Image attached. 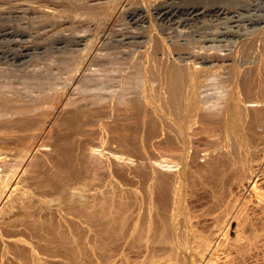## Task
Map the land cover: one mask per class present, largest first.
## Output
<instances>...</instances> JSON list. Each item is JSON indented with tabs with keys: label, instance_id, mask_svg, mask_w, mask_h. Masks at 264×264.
I'll return each instance as SVG.
<instances>
[{
	"label": "rangeland",
	"instance_id": "374dc122",
	"mask_svg": "<svg viewBox=\"0 0 264 264\" xmlns=\"http://www.w3.org/2000/svg\"><path fill=\"white\" fill-rule=\"evenodd\" d=\"M2 1L3 0H0V8L2 7L3 9L5 4H11L9 7L6 6L5 9H12L16 7L14 4L18 5L20 2L19 0H11V2L8 3V0H6V3L4 0V5H2ZM48 1L33 0L31 2L33 8L31 7V11L29 10V12L21 14L23 17H14V15L11 17L7 14H3L2 16V14H0V24L2 23L0 27L4 26V23L7 22L5 26L9 27L8 25L11 23L10 26L12 28H9L13 29L15 33L16 31L19 32V30H22V28L24 31L27 29V32H29V35L25 36V38L18 35H16V37L11 36V38H0V45L6 44L3 46L1 45L0 48L6 51V48H8L5 55H2L4 59L0 56V66L3 64L2 67H0V72H3V74H0V82L3 81L0 83V190L3 186H6V189H8L7 191H3L4 193L0 191V264H264V177L262 176L264 175V30L260 32L258 31L260 29L257 30L255 27L257 32H254L255 29L250 28L249 32H252L249 34L250 37H248V39L253 38V40L246 39L247 43L243 46L240 44L241 42L236 40L235 42L238 43L236 47L237 43L233 45L231 42H234V39L230 38L228 41L231 44L228 42V45L222 43L223 46L219 44L220 46L216 45L215 48L213 46L204 47L202 44L205 45L206 43L200 41V36L205 33V31H213V29L220 28L221 25L224 24V20L216 21L214 18H209L207 20L210 22L204 25L203 23H198L199 21L184 19V16L180 22L182 26L179 23H173L175 25L170 23L169 25L167 20H163L159 17V14H156L154 7H149L147 10L153 12L148 14L143 21L136 22V17L134 16L138 17L139 15L138 13L136 14L137 9L134 7L139 5V0H126L125 2H128L127 5L123 1H118L120 3L119 5L118 2H111L112 6L108 3L110 7H107L106 2L98 5L90 3L89 0H60L58 2L59 4L50 0ZM261 1L263 3H261ZM86 2H88L89 5ZM236 2L244 7L248 6L251 2L258 3L257 5L260 6L261 4L264 5L263 0H259V2L256 0H236ZM55 4L57 5L54 6ZM113 4L118 6L113 8ZM128 4L133 6L129 7ZM101 7L104 8L103 16L102 11H99L100 13L97 12ZM109 8L112 9L110 10L111 14L110 12H108L109 14L107 13ZM263 8L264 6L258 7V9L264 13ZM48 10L49 12H47ZM93 10H96L95 13ZM31 12H34V14ZM78 12L83 14L81 15ZM105 12L108 14V17L104 14ZM149 12L147 11V13ZM76 13L79 16H85H83V18L80 17L79 21H77L79 17ZM97 13H99L97 16L101 14L102 18L99 19L100 16L97 17ZM123 13L125 14L124 18ZM92 15L96 16L97 22H93L94 20L96 21V18ZM104 15L107 18L104 17ZM109 15L112 17L110 18ZM86 16L90 19L88 18L87 20ZM116 16L119 20L114 21ZM103 17L106 18L107 21L104 22L103 20L105 19ZM150 17L154 18H151V20ZM74 19H76L75 23L73 21ZM91 19L93 21H91ZM122 19H124V21H122ZM101 20L104 23H102ZM147 20L149 21L147 22ZM207 20L205 21L207 22ZM14 21L17 27L20 26L18 27L19 29L15 28L16 26H12L14 25L12 24ZM26 21L27 23L24 24ZM48 21L52 22L49 23ZM56 21L61 24H58ZM150 21L152 27L154 26V28L160 29V31L158 30L159 32L153 29L157 31L158 34L160 33V36L153 30L154 33L150 30L152 28L150 26L151 24H149ZM152 21L155 22L156 26ZM17 22L21 24L19 23L20 25H18ZM91 22L94 25H92ZM119 22H122V24L125 23L126 26H119L120 24H117ZM215 22L218 23L215 24ZM69 23L72 25H69ZM78 23H80L79 26ZM158 23L161 24L158 26ZM40 24L43 25L41 26ZM46 24H48V26ZM50 24L53 27H51ZM87 24H89V26ZM188 24L190 25L188 26ZM192 24L194 27H192ZM84 25L88 26V29L91 27L90 33ZM99 25L103 26L99 27ZM165 25L169 26L167 27ZM210 25H213L214 28ZM217 25L219 26L217 27ZM80 26L82 29H78L77 31L75 28H80ZM183 26H185L186 29ZM133 27L135 28L133 29ZM161 27H163V30ZM189 27H192L191 29L194 31L192 32ZM95 28L101 30H98L96 33ZM111 28L113 31L115 30L113 33ZM177 28L181 29L178 31ZM182 28L184 30H182ZM50 29L54 32H59L56 33L57 35L55 34L56 38L54 32L52 30L50 31ZM83 29L86 31L84 34L82 33ZM46 30L47 32H45ZM148 30L153 34V37L150 36L152 42L149 38L147 40L145 36V38L142 37L140 40L129 38L124 39L125 42L123 41L122 37L124 33L128 31L129 32L125 34V36L135 35L134 33H142V35L143 33L149 34ZM168 30H171L170 32L172 33H167L169 32ZM37 31H39V34ZM76 31L78 34L82 33L81 40L83 41H80L79 37H81V35L79 34L78 36ZM121 31L122 34L120 33ZM180 31L182 32V36L188 39L183 45H179L183 38ZM163 32H166L168 35L166 36V33L164 34ZM176 32L177 34L179 32V34L177 35ZM64 33L70 34L74 42H72L71 38H69L70 36L67 34L64 38L60 36ZM109 33H111V35ZM183 33L186 36H184ZM30 34L32 36H30ZM104 35L109 38L103 37ZM74 36H76V38ZM170 36L173 38H170ZM192 36H198L200 40L198 37L193 38ZM14 37L15 39H19V43L28 42L29 39H31L30 41L32 42L29 41V43L34 47H31V50H28L27 54L33 56L26 55L28 56L26 57L27 59L25 58L27 62L25 59L18 60L13 57L12 53H15L13 50H17L16 52H18L19 49V46L16 44L15 47V44L11 41ZM87 37H89V40ZM91 37L95 38V40L93 41L92 38L90 41ZM153 38H156V40ZM164 38L166 39L163 40ZM102 39H105L106 42L105 40V43L102 42ZM195 39H197V41ZM67 40H69V42L66 43H72L70 46L65 44ZM108 40L109 42H107ZM51 41L54 42L51 44ZM86 42H89L87 43L88 45L92 42L90 45L92 54L88 51L90 46L87 47L85 44ZM160 42H164V44L168 43L162 46L163 44ZM251 42H253V44ZM76 43L77 45H75ZM54 44L57 45L58 48L56 46L55 49ZM147 44H152V49L148 47L149 45ZM247 44L248 49L245 48ZM249 44L252 48L249 47ZM40 45H42L43 48ZM97 45H99V50L97 49L98 47H96ZM169 45L171 49H169ZM181 46H185V48L183 47V49ZM189 46H194L190 47L191 49L189 48V50L194 51L198 56L202 55V53L206 56L211 55V53H215V55L221 54L225 57L227 55H229L227 57L232 56L235 59L234 62L236 61L234 63L237 69L236 72L241 75L234 73L235 68L232 67L234 64L227 67H225V65L223 67L221 64L215 65L216 67L208 66L210 69L206 67L207 69L201 72L204 79L200 77V74L197 75V77L199 76L198 79L200 78L203 80V82L202 80H198V83L202 82L199 86L197 85L199 88H196V92L200 94L199 96L197 93V96H199L197 98L198 100L196 99L194 102L188 103L186 105L187 108L184 109L182 104L180 111L177 112L174 104L166 98L163 99L159 92L166 88L164 85L168 82V73L167 71L165 72V70L171 67V62L174 63L172 60L174 54L171 51L174 49V51H181V49L185 50L186 47ZM197 46H200V48ZM229 46L231 49L228 48ZM254 46L256 49H254ZM120 47L121 49L125 48L122 49L123 52H120ZM163 47H165L164 52L166 54L162 52L164 50ZM208 47H211V49L209 50ZM81 48H83L82 50L84 51H80ZM105 48H110L109 50L107 49L109 54L106 52ZM148 48L151 51H148ZM193 48H195L196 51ZM219 48H221V50H219ZM233 48L237 50H233ZM115 49L120 52V54L117 52V56L115 55L116 52H113L116 51ZM136 49L141 57L135 53L136 51L134 52ZM204 49L207 51H204ZM95 50H98L97 54ZM102 50L105 54L102 53ZM153 50H155L154 52L156 54H154ZM186 50H188V48ZM247 52L249 53L247 54ZM99 53L102 54L101 56L103 59L98 56ZM76 54L78 56H75ZM106 54L114 61L116 57H118V59L114 62L110 58L111 61H108L109 58L104 56ZM129 54L134 55L129 56ZM146 54L148 55L146 56ZM168 54H170L171 57L168 56ZM80 55H83L84 57H82L86 60L83 61L84 59H82V57L80 58ZM91 55H93V57L95 56V59L92 58ZM142 55H144L145 58ZM213 55L214 54H212V56ZM85 56L88 57L85 58ZM62 57H64V59ZM70 57L73 59L75 58L74 62ZM120 57L121 59H119ZM129 57L133 58L130 59ZM146 57L149 58L150 61ZM155 57L158 58L156 59ZM161 57L167 59L163 60ZM76 58L78 60L80 58L81 62L80 60L79 62L83 64H80V68ZM104 58L109 63L105 62ZM138 58L140 61L137 60ZM140 58L146 60L144 61ZM97 59L98 61H96ZM45 60L46 62H44ZM76 60L77 62H75ZM157 60L159 61L158 64L154 65V62L156 63ZM189 60L191 61L190 64H192L193 60ZM21 61H24V65L28 63L25 65L28 67V71L25 66H22L23 64ZM88 61L89 64L92 63L90 66ZM99 61L103 62L101 63ZM117 61L121 62L118 63ZM138 61L139 63L144 61V64H141V67L144 66L143 68L140 67ZM162 61H165V63ZM12 62L13 64H11ZM8 63L10 64L8 65ZM47 63L49 65V70L47 69ZM163 63L167 66H164ZM177 63L178 62H176V64ZM65 64H68L69 67L75 66L73 69L74 73L71 70L72 68L68 69V65L66 66ZM76 64H78V67ZM121 64L122 66H120ZM148 64L152 65L148 66ZM86 65H88L87 68L85 67ZM159 65L160 68H158ZM244 65L247 67L246 69ZM5 66L8 68L2 69ZM38 66L40 70L36 68ZM53 66L55 68L57 67V70ZM145 66L147 68L149 67V70L146 69ZM153 66L157 68L155 69ZM230 66L233 69H231ZM237 66H241L240 69ZM152 67L155 69L154 71L151 70ZM161 67H163L162 70ZM24 68L25 70H22ZM32 68H34V71L37 69V71H32ZM144 68L145 70L141 71V69ZM248 68L250 70H248ZM211 69L215 71V73H212ZM217 69L220 75H217L219 74ZM226 69L228 71H233L228 72ZM223 70L224 72H222ZM10 71L11 76L8 74ZM51 71H53V73ZM69 71H71V73ZM82 71L85 73L78 76L80 72L83 73ZM155 71L160 75L156 74ZM162 71L165 73L164 75ZM151 72L153 75L149 77ZM14 73H16L15 75L18 77L21 75V78L17 76L14 77ZM76 73L77 75H72ZM248 73H250L249 76ZM205 75L212 76L206 77ZM213 75H215V77ZM3 76L5 78L8 77L5 80ZM84 76L86 77L84 78ZM89 76L94 78V81ZM222 76H229L228 79L231 77V80H228L226 77V79H222ZM234 76L236 78L238 77L237 80ZM79 77L82 78L83 81ZM88 77L89 82L88 79L86 81ZM153 78H155V82ZM215 78L217 79L215 80ZM242 78L246 81H243ZM7 79L8 85L7 82H5ZM97 79H99V81ZM108 79L110 80L107 81ZM159 79H161V81ZM205 79L207 84L211 86L207 87L208 85ZM212 79H214V81H212ZM138 80H140L141 86L145 83V88L144 86H139L140 83ZM149 80L153 81L149 83ZM217 80L220 81L217 82ZM227 81L229 82L227 83ZM232 81L235 82L237 86H241L237 88V90L240 91V94L243 93L240 99L242 104L239 103L242 111L241 116L239 115L240 120H236L235 123L233 122L234 124H232V120L228 118L230 117L229 110L232 109L233 105H231V102L229 103V96L226 95L227 93L229 95L232 91ZM133 82L134 84H132ZM213 82L214 84L217 83L215 85L220 88L214 86ZM20 83L23 84L21 85ZM162 83H164V85H162ZM25 85H28V89H26L27 87ZM47 86L50 87L48 88ZM161 86L164 89H160ZM226 86H228V89H226ZM39 87L41 90H39ZM129 87L133 88L131 92L130 89H128ZM134 87L136 88L135 91ZM147 87L150 88L148 89ZM157 87H159L160 90ZM212 87L218 91L213 90ZM140 88H143L144 91H141ZM207 88L211 90L208 91L206 90ZM243 88H248L250 91L247 89L248 93H246V89ZM201 89L202 91H200ZM145 90L148 93H146ZM203 90L207 93L203 92ZM221 90L225 92L227 90L230 91H227L226 94L224 91L223 93L221 92L223 95L225 94L229 100L226 98L225 101V95L223 96L219 92ZM123 91L124 94L122 93ZM151 91L153 92L152 94H150ZM155 91L156 93L158 92L157 95ZM134 92H140L141 95L138 96V94H136L137 96H135ZM144 93H146V95ZM34 94L38 98L35 97ZM41 94L43 95L41 96ZM128 94L130 96H128ZM210 94L213 95L212 97L214 99ZM142 95L145 99H143L144 97ZM150 95L153 97L150 98ZM205 95H208V98ZM216 95L219 98H217ZM219 95H221V97L223 96V98ZM247 95L250 99L246 97ZM147 96L148 99L146 98ZM201 96L203 97L201 98ZM244 97H246L248 101L245 100ZM257 100H259V103ZM50 107L54 108L55 111ZM250 108H253V110ZM46 111H50L51 114ZM37 118L38 120L40 119L39 122ZM37 122H42V126ZM37 125L38 128H33V126ZM246 159L249 160V162ZM257 160L262 162L260 169H263L260 175L263 180L260 178V175L258 176L259 178H257L263 182H259L258 180L259 192L255 195L249 193V191L246 192L238 184L240 178L243 176V165L249 166L252 163L255 164L258 162ZM218 232H220V234ZM216 234L219 237H215Z\"/></svg>",
	"mask_w": 264,
	"mask_h": 264
},
{
	"label": "bare ground",
	"instance_id": "6f19581e",
	"mask_svg": "<svg viewBox=\"0 0 264 264\" xmlns=\"http://www.w3.org/2000/svg\"><path fill=\"white\" fill-rule=\"evenodd\" d=\"M6 1V0H5ZM20 1V2H19ZM19 1H17V2H19L18 3V5L17 4H14V6H16V7H14V8H12V9H5L6 8V6H10L11 4L9 3V2H11V0L9 1L8 0V3H9V5L8 4H3V2H4V0L1 2L2 3V5H4L3 7H4V9L1 7L0 8V14H2V16H3V14H7L8 16H11L12 17V15H14V17L15 16H22L21 14H25V12H29V10L31 11V5H32V1L33 0H19ZM40 1V0H39ZM48 1V0H47ZM50 1H52V2H54V3H57V4H59L58 2L60 1V0H50ZM63 1V0H62ZM78 1H81V0H78ZM84 1V0H83ZM87 1V0H86ZM90 1V3H92V4H100V3H107V7H110V6H112V3L111 2H118V1H120V2H125L126 0H89ZM132 1H134V0H132ZM136 1V0H135ZM241 1V0H240ZM251 1V0H250ZM256 1H258L259 2V0H256ZM264 1V0H263ZM16 2V1H15ZM31 4H30V3ZM36 2V1H35ZM45 2V1H44ZM65 2V1H64ZM67 2V1H66ZM69 2V1H68ZM131 2V1H130ZM243 2V1H242ZM247 2V1H246ZM254 2V1H253ZM6 3H7V1H6ZM48 3H49V1H48ZM51 3V2H50ZM53 3V4H54ZM74 3V2H73ZM83 3V2H82ZM81 3V4H82ZM86 3H88V2H86ZM85 3V4H86ZM108 3H110L111 5L109 6L108 5ZM128 3V2H127ZM127 3L125 2V4L127 5ZM132 3V2H131ZM249 3V2H248ZM252 3V2H251ZM249 3V5L248 6H241V5H239V3H237L236 2V0H139V5H137L136 7H134V8H136L137 9V12H136V14L138 13V17L137 16H134V17H136L135 19H136V22L138 21V22H140V21H143L144 19H145V17L148 15V14H150V13H152L151 12V10H150V12H149V10H147L149 7H154V9H155V11H156V14H159V17L160 18H162L163 20H167V22L169 23V25H170V23H179L180 24V22H181V19H182V17H184L185 16V18L184 19H187V20H193V21H199L198 23H203L204 25L206 24L207 25V23H209L208 22V20L207 19H209V18H214V19H216V21H218V20H220V21H222V20H224V24L223 25H221V27L220 28H217V29H213V31H205V33H203L202 35L201 34H198V35H201L200 37H201V40H200V37H198V36H196V37H198V39L200 40V41H202L203 43H206L205 45L204 44H202L204 47L205 46H213L214 48H215V46L216 45H219V44H224V45H228V39H230V38H232V39H234L233 41L234 42H231L233 45H235L237 42H235L236 40L238 41V42H241L240 44L243 46V45H246V43H247V40L246 39H248V37H250L249 36V34L252 32H249V30H250V28L252 29V28H254L255 29V27L257 28V30L258 29H260V30H258V31H262L263 32V30H264V13L263 12H261V10H259L258 9V7L260 8L261 6H264L263 4H261V3H263L262 1H261V6L260 5H257L258 3ZM35 4H37V3H35ZM52 4V5H53ZM57 4H55L54 6H56ZM67 4V3H66ZM80 4V3H79ZM78 4V5H79ZM117 4V3H116ZM120 3L118 2V5H119ZM133 4V3H132ZM135 4V3H134ZM138 4V3H137ZM38 5V4H37ZM46 5V4H45ZM88 5H89V3H88ZM118 5H114L113 4V8H115V7H117ZM129 5V4H128ZM1 6V5H0ZM39 6V5H38ZM105 6H106V4H105ZM133 6V5H132ZM132 6H130L129 5V7H132ZM73 7V6H72ZM95 7H96V5H95ZM94 7V8H95ZM125 7V6H124ZM123 7V8H124ZM33 8V7H32ZM35 8V7H34ZM50 8V7H49ZM93 8V9H94ZM98 8V7H97ZM106 8V7H105ZM121 8V7H120ZM120 8H119V10H120ZM36 9V8H35ZM77 9V8H76ZM82 9V8H81ZM84 9V8H83ZM91 9V8H90ZM96 9V8H95ZM102 9V10H101ZM101 9L99 8V10H97V12H101L102 11V16H103V10H104V8H102L101 7ZM135 9V10H136ZM264 9V8H263ZM75 10V9H74ZM107 10V9H106ZM110 10H112L111 8H109V11H107V13L108 12H110V14H111V11ZM127 10H128V8H127ZM130 10V9H129ZM134 10V9H133ZM32 11H33V9H32ZM51 11V10H50ZM96 11V10H95ZM95 11L93 10V12L95 13ZM125 11V10H124ZM132 11V10H131ZM131 11H129V12H131ZM147 11L149 12V13H147ZM263 11V10H262ZM35 12H37V11H35ZM39 12V11H38ZM46 12V11H45ZM47 12H49V10L47 11ZM46 12V13H47ZM52 12V11H51ZM50 12V13H51ZM54 12V11H53ZM57 12V11H56ZM75 12V11H74ZM81 12V11H80ZM90 12H91V10H90ZM92 12V13H93ZM99 12V13H100ZM115 12V11H114ZM128 12V11H127ZM31 13H33L34 14V12H31ZM70 13V12H69ZM79 13V12H78ZM93 13V14H94ZM99 13H97L96 14V16L99 14ZM124 13H126V12H124ZM123 13V14H124ZM155 13V12H154ZM39 14H40V12H39ZM42 14V13H41ZM53 14V13H52ZM68 14V13H67ZM77 14V13H76ZM79 14H81V13H79ZM83 14V13H82ZM81 14V15H82ZM104 14H106V12L104 13ZM109 14V13H108ZM108 14H106V16L108 17ZM113 14V13H112ZM119 14H120V12H119ZM119 14H118V16H119ZM131 14V13H130ZM130 14H128V15H130ZM133 14H134V12H133ZM37 15V14H36ZM66 15V14H65ZM71 15H72V13H71ZM78 15V14H77ZM79 16L78 15V20L77 21H79V19H80V17L81 18H83V16H85V15H83V16ZM88 16H90L89 14H87ZM27 16H29V15H27ZM92 16H94V15H92ZM96 16H94L95 18H96ZM100 16V17H99ZM99 16H97V17H99V19L100 18H102L101 17V14L99 15ZM105 15H104V17H106ZM124 16H125V14L123 15V18H124ZM151 16H152V14H151ZM23 17V16H22ZM75 17V16H74ZM87 17V16H86ZM85 17V18H86ZM94 17H93V19H94ZM103 17V18H104ZM106 17V18H107ZM109 17H110V15H109ZM112 17V16H111ZM110 17V18H111ZM122 17V16H121ZM132 17V16H131ZM144 17V18H143ZM155 17H156V15H155ZM34 18H36V17H34ZM67 18V17H66ZM88 18L89 17H87V20H88ZM106 18H104L105 20H103L104 22L105 21H107L106 20ZM117 18V19H116ZM148 18V17H147ZM151 18H154V17H150V19ZM159 18V19H160ZM19 19V18H18ZM27 19V18H26ZM37 19V18H36ZM50 19H51V17H50ZM57 19V18H56ZM55 19V20H56ZM90 19V18H89ZM109 19V18H108ZM125 19H126V17H125ZM134 19V18H133ZM23 20V19H22ZM27 20H29V19H27ZM52 20H53V18H52ZM54 20V21H55ZM75 20L76 19H74L73 21H74V23H75ZM84 20V19H83ZM83 20H82V22H83ZM110 20V19H109ZM116 20H119V18L116 16L115 17V19H114V21H116ZM120 20H121V18H120ZM130 20V19H129ZM152 20V19H151ZM205 20H207V22L205 21ZM2 21V20H1ZM21 21V20H20ZM45 21V20H44ZM91 21H93L92 19H91ZM102 21V20H101ZM102 21V23H104ZM113 21V22H114ZM122 21H124V19H122ZM128 21V20H127ZM134 21V20H133ZM149 20H147V22H148ZM184 21V20H183ZM182 21V22H183ZM10 22V21H9ZM49 23L50 22H52V21H48ZM47 22V23H48ZM56 22H58V21H56ZM61 22V21H60ZM66 22V21H65ZM68 22V21H67ZM90 22V21H89ZM94 23L95 22H97V18H96V21L94 20L93 21ZM110 22V21H109ZM113 22H111V23H113ZM146 22V21H145ZM152 22H154V21H152ZM161 22V21H160ZM165 22V21H164ZM20 23V22H19ZM18 22H17V24L18 25H20ZM24 23V22H23ZM22 23V24H23ZM27 23V21L24 23V24H26ZM29 23V22H28ZM30 23H32V22H30ZM35 23V22H34ZM46 23V22H45ZM73 23V24H74ZM80 23H81V21H80ZM80 23H78V26H79V24ZM84 23H85V21H84ZM99 23H100V21H99ZM142 23V22H141ZM156 23H157V21H156ZM190 23V22H189ZM218 23V22H217ZM216 22H215V24H217ZM219 23H222V22H219ZM2 24V23H1ZM0 24V25H1ZM5 24L7 25V22L6 23H4V26H2V27H0V38H2V37H10L11 38V36H15L16 37V35H18V36H20V37H24L25 38V36H27V35H29V32H27L28 30L26 29V28H24V29H26V31H24L23 30V28H22V30H19V32H17L16 31V33L14 32V30L13 29H11L12 27L10 26V24L8 25L9 27H11V28H9V27H7V26H5ZM12 24H14V25H12V26H16V24H15V21L12 23ZM44 24V23H43ZM43 24H40L41 26L43 25ZM52 24V23H51ZM51 24H50V26H51ZM58 24H61V23H59L58 22ZM68 24V23H67ZM71 23H69V25H70ZM77 24V23H76ZM75 24V25H76ZM91 24H92V22H91ZM101 24V23H100ZM106 24V23H105ZM108 24V23H107ZM115 24H116V22H115ZM117 24H120L119 26H122V25H125V23L124 24H122V22L120 23H117ZM131 24H132V22H131ZM130 24V25H131ZM138 24V23H137ZM149 24H151L150 26L152 27V23H151V21L149 22ZM154 24H155V22H154ZM161 24V23H160ZM159 23H158V26L160 25ZM164 24V23H163ZM166 24V23H165ZM184 24V23H183ZM212 24V23H211ZM30 25H32V24H30ZM39 25V26H40ZM47 26H48V24H46ZM54 25H55V23H54ZM72 25V24H71ZM83 25V24H82ZM88 26H89V24H87ZM92 25H94V24H92ZM128 25V24H127ZM134 25V24H133ZM132 25V26H133ZM168 25V26H169ZM173 25H175V24H173ZM181 25V24H180ZM190 24H188V26H189ZM193 25V24H192ZM191 25V26H192ZM33 26V25H32ZM86 25H84V27H85ZM88 26H86V28L88 27ZM91 26V25H90ZM96 26V25H95ZM94 26V27H95ZM97 26H98V23H97ZM100 26H103V25H99V27ZM106 26V25H105ZM104 26V27H105ZM113 26H114V24H113ZM115 26H117V25H115ZM126 26V25H125ZM135 26V25H134ZM144 26H147V25H144ZM155 26H156V24H155ZM165 26H167V25H165ZM167 26V27H168ZM182 26V25H181ZM185 26H186V24H185ZM185 26H183V27H185ZM211 26V25H210ZM213 26V25H212ZM211 26V27H212ZM219 25H217V27H218ZM18 27H20V26H18ZM17 26L15 27V28H18ZM22 27V26H21ZM23 27H25V26H23ZM27 27H28V25H27ZM51 27H53V26H51ZM50 27V28H51ZM62 27V26H61ZM83 27V28H84ZM98 27V28H99ZM111 27H112V24H111ZM148 27V26H147ZM175 27V26H174ZM178 27V26H177ZM192 27H194V25L192 26ZM192 27H189L190 29L192 28ZM201 27V26H200ZM200 27H199V30H200ZM40 28V27H39ZM89 28V27H88ZM87 28V29H88ZM93 28V27H92ZM106 28V27H105ZM119 28V27H118ZM118 28H116V29H118ZM132 28V27H131ZM135 27H133V29H134ZM162 28V30H163V27H161ZM171 28V27H170ZM172 28H173V26H172ZM204 28V27H203ZM203 28H201V29H203ZM210 28V27H209ZM213 28H214V26H213ZM19 29V28H18ZM18 29H16V30H18ZM29 29V28H28ZM41 29H43V28H41ZM40 29V30H41ZM46 29V28H45ZM54 29V28H53ZM58 29V28H57ZM60 29V28H59ZM68 29V28H67ZM70 29V28H69ZM77 31H78V29H82L81 28V26H80V28H75ZM90 29H91V27H90ZM90 29H88L89 30V33L91 32V30ZM108 29H109V27H108ZM125 29V28H124ZM127 29H130V28H127ZM127 29H126V31H127ZM153 29H156L157 31L159 30L160 31V29H157V28H154V26L150 29L151 31L153 30ZM166 29V28H165ZM175 29V28H174ZM174 29H173V31H174ZM178 29V28H177ZM181 28H179L178 29V31L180 30ZM185 29H186V27H185ZM189 29V30H190ZM194 29V28H193ZM253 29V30H254ZM33 30V29H32ZM31 30V31H32ZM39 30V31H40ZM52 29H50V31H51ZM56 30V29H55ZM71 30V29H70ZM79 30V31H80ZM85 29H83V31H82V33L84 34V32L86 33V31H84ZM94 30V29H93ZM98 30H101V29H98ZM97 28H95V31H96V33H97ZM102 30H103V28H102ZM106 30V29H105ZM162 30H161V33H162ZM167 30V29H166ZM172 30V29H171ZM171 30H168L169 32H167V33H172V32H170ZM176 30V29H175ZM182 30H184L183 28H182ZM181 30V31H182ZM188 30V29H187ZM186 30V31H187ZM192 30V29H191ZM196 30V29H195ZM206 30V29H205ZM39 31H37V33L39 34ZM53 31V30H52ZM76 31V32H77ZM94 31V32H95ZM104 31V30H103ZM111 31H112V33L115 31H113L112 30V28H111ZM111 31H109V32H111ZM123 32H125L124 30H122ZM122 31L120 32L121 34H122ZM149 31V30H148ZM147 31V32H148ZM154 32H156V34H158L157 33V31H155V30H153ZM152 31V32H153ZM158 31V32H159ZM177 31V30H176ZM180 31V32H181ZM194 30H192V32H193ZM256 31V29L254 30V32ZM45 32H47V30L45 31ZM44 32V33H45ZM54 32V31H53ZM58 32V31H57ZM57 32H54V36H55V34L57 33ZM75 32V31H74ZM93 32V31H92ZM129 32V31H128ZM127 32V33H128ZM153 32V33H154ZM183 32V31H182ZM182 32L180 33L181 34V36H182ZM202 32V31H201ZM257 32V31H256ZM59 33V32H58ZM69 33V32H68ZM73 33V32H72ZM81 33V34H82ZM88 33V32H87ZM108 33V32H107ZM127 33H124V36L122 37L123 38V41H124V39H129V38H135V39H139L140 40V38H142V37H146L147 38V40H148V38L150 39L151 37H153L152 35V33H150V31H149V34H144L143 33V35H142V33L141 34H136V33H134L135 35H130V36H125V34H127ZM164 33V32H163ZM166 33V32H165ZM164 33V34H165ZM166 33V36L168 35ZM184 33H185V31H184ZM183 33V35L184 36H186L185 34ZM259 33V32H258ZM257 33V34H258ZM45 34H47V33H45ZM60 34H61V32H60ZM60 34H58V35H60ZM66 34L67 33H64L63 35H60L61 37L63 36V38L64 37H66ZM80 34V33H79ZM79 34H78V32H77V35L79 36ZM80 34V35H81ZM92 34V33H91ZM90 34V35H91ZM99 34V33H98ZM97 34V35H98ZM102 34V33H101ZM110 35H111V33H109ZM108 34V35H109ZM115 34H116V32H115ZM114 34V35H115ZM118 34V33H117ZM155 34V35H156ZM160 34V33H159ZM158 34V36H160ZM174 34H175V31H174ZM176 34H177V32H176ZM178 34H179V32H178ZM177 34V35H178ZM260 34V33H259ZM258 34V35H259ZM262 34V33H261ZM49 35H51V34H49ZM57 35V34H56ZM67 35H69L68 37L69 38H71V35L70 34H67ZM75 35V34H74ZM90 35H89V37H90ZM109 35V36H110ZM120 35V34H119ZM154 35V36H155ZM173 35V34H172ZM257 35V36H258ZM30 36H32L31 34H30ZM37 36V35H36ZM39 36V35H38ZM46 36V35H45ZM48 36V35H47ZM86 36H87V34H86ZM92 36V35H91ZM95 36V35H94ZM98 36H100V35H98ZM113 36V35H112ZM118 36V35H117ZM151 36V37H150ZM176 36V35H175ZM180 36V37H181ZM188 36V35H187ZM263 36H264V33H263ZM15 37L14 38H12V43H14L15 44V47H16V44L19 46V49H18V52H16L15 50H13V48H12V50L15 52V53H12L13 54V57H15L16 59H18V60H24L26 57H28V56H26V55H29V54H27L28 53V50H31L30 48L31 47H34V46H32L31 45V43H29V41L31 40V39H29V41L27 42H23V43H19V39H15ZM33 37H35V36H33ZM59 37V36H58ZM58 37H57V39H58ZM73 37V36H72ZM75 38H76V36H74ZM89 37H87V39L89 38ZM103 37H106V35H104ZM108 37V36H107ZM106 37V38H107ZM144 37V38H145ZM162 37V36H161ZM172 36H170V38H171ZM179 37V38H180ZM183 37V36H182ZM193 38H196V37H194V36H192ZM262 37V36H261ZM9 38V39H10ZM32 38V37H31ZM36 38V37H35ZM55 38H56V36H55ZM68 38V39H69ZM92 38L93 37H91L90 38V41L92 40ZM109 38V37H108ZM114 38V37H113ZM119 38V37H118ZM117 38V39H118ZM168 38V37H167ZM173 38V37H172ZM260 38V37H259ZM4 39V38H3ZM8 39V40H9ZM44 39V38H43ZM53 39V38H52ZM60 39H62V38H60ZM79 39H80V41H83V40H81L82 39V35H81V37H79ZM79 39H77V40H79ZM84 39V38H83ZM96 39H97V36H96ZM112 39V38H111ZM115 39V38H114ZM153 39H155L156 40V38H153ZM166 38H164L163 40H165ZM169 39V38H168ZM190 39V38H189ZM250 40H253V38L251 39V38H249ZM248 39V40H249ZM1 40V39H0ZM7 40V39H6ZM32 40H34V39H32ZM54 40V39H53ZM63 40V39H62ZM71 40H72V38H71ZM85 40V39H84ZM89 40V39H88ZM88 40H86V41H88ZM95 40V38H93V41ZM103 40V39H102ZM105 40V39H104ZM104 40L102 41V42H104ZM110 40V39H109ZM109 40L107 41V42H109ZM116 40V39H115ZM122 40V39H121ZM132 40V39H131ZM160 40V39H159ZM170 40V39H169ZM168 40V41H169ZM173 40V39H172ZM188 39L187 38H185V37H183L182 38V41H181V43L179 44V45H183V44H185L186 43V41H187ZM192 40H194V39H192ZM196 41H197V39H195ZM22 41H24V40H22ZM43 41V40H42ZM55 41H56V39H55ZM76 41V40H75ZM92 41V42H93ZM135 41V40H134ZM150 41H151V39H150ZM158 41V40H157ZM157 41H155V42H157ZM176 41V40H175ZM178 41V40H177ZM190 41H191V39H190ZM189 41V42H190ZM257 41V40H256ZM3 42V41H2ZM30 42H32V41H30ZM47 42V41H46ZM49 42V41H48ZM54 42V41H53ZM52 41H51V44L53 43ZM58 42V41H57ZM60 42V41H59ZM64 42V41H63ZM66 42H69V40H67V41H65V44H68V43H66ZM72 42H74L73 40H72ZM78 42V41H77ZM91 42V43H92ZM102 42H101V44H102ZM105 42H106V40H105ZM104 42V43H105ZM115 42V41H114ZM125 42V41H124ZM148 42V41H147ZM152 42V41H151ZM155 42H153V43H155ZM166 42V41H165ZM179 42V41H178ZM189 42H188V44H189ZM253 42H255V41H253ZM253 42H251L252 44H253ZM6 43H7V41H6ZM19 43V44H18ZM36 43V42H35ZM35 43H33V44H35ZM87 43H89V42H86L85 44L87 45V47L88 46H90L91 45V43L88 45ZM113 43V42H112ZM117 43V42H116ZM127 43V42H126ZM152 43V44H153ZM161 43V42H160ZM168 43V42H167ZM167 43H165V44H167ZM200 43V42H199ZM230 43V42H229ZM230 43V44H231ZM250 43V42H249ZM262 43V42H261ZM9 44V43H8ZM7 44V45H8ZM37 44H38V41H37ZM65 44H64V46H65ZM70 44H72V43H70ZM70 44H68L69 46H70ZM79 44H80V42H79ZM84 44V45H85ZM93 44H94V42H93ZM92 44V45H93ZM118 44V43H117ZM150 44V43H149ZM149 44H147V45H149ZM151 44V45H152ZM161 44H163L162 46H164L165 44H164V42L163 43H161ZM171 44V43H170ZM173 44H174V42H173ZM192 44V43H191ZM197 44V43H196ZM223 44H222V46H223ZM239 44V45H240ZM256 44H258V43H256ZM2 45V44H1ZM0 45V46H1ZM3 45H6V44H3ZM2 45V46H3ZM39 45V44H38ZM42 45L44 46V44L42 43ZM42 45H40V46H42ZM55 45V44H54ZM67 45V46H68ZM74 45V44H73ZM75 45H77V43L75 44ZM103 45V44H102ZM119 45V44H118ZM143 45V44H142ZM145 45V44H144ZM151 45H149L148 47H151ZM159 45V44H158ZM176 45H177V42H176ZM198 45V44H197ZM199 45H201V44H199ZM261 45V44H260ZM13 46V45H12ZM11 46V47H12ZM43 46H42V48H43ZM56 46L57 45H55V49H56ZM81 46L83 47V45L81 44ZM99 45H97L96 47H98ZM104 46V45H103ZM108 46V45H107ZM124 46V45H123ZM122 46V47H123ZM161 46V45H160ZM187 46V45H186ZM195 46V45H194ZM194 46H189V47H186V49L188 48V50H182L181 49V51H179V50H177V51H174L173 49V51H171L173 54H174V57H172V60L174 61V63L173 62H171L172 64H171V67H169V72H168V70H165V72L167 71V76H168V78H167V80H168V82H167V84L166 85H164V83H162V85H164V86H166V88L164 89V88H162V86L160 87V89L162 88V89H164V90H160L159 89V87H157L159 90H160V95L162 96V98L163 99H168V100H170L173 104H174V107H175V110L178 112V111H180V107H181V105L183 104V109L184 108H187V104L188 103H190V102H194L199 96H200V94L198 93V92H196V88H199V87H197V85L199 86V84H202V82H203V80L202 79H204V77L201 75L202 73L201 72H204V70L205 69H207L208 68V66L210 67V66H217L218 64H221V65H223V67H224V65H225V67H227V66H229V65H233L235 62H234V58L232 57V56H230V57H227V56H229V55H227L226 57L225 56H222L221 54H216L215 55V53H211V55H209V56H206V55H204L202 52V55H199L198 56V54H196L194 51H192V50H189V48L190 47H194ZM220 46V45H219ZM238 46V43L236 44V47ZM253 46V45H252ZM51 47V46H50ZM77 47V46H76ZM80 47V46H79ZM86 47V48H87ZM109 47V46H108ZM141 47V46H140ZM147 47V46H146ZM155 47V46H154ZM158 47V46H157ZM166 47V46H165ZM165 47H163V51L162 52H164L165 51ZM169 47H170V45H169ZM174 47H175V45H174ZM176 47H178V46H176ZM182 47V46H181ZM184 48H185V46H183ZM182 47V48H183ZM198 47V46H197ZM202 47V46H201ZM204 47H202V48H204ZM212 47V48H213ZM233 47V46H232ZM249 47L250 48H252L251 47V45L249 44ZM260 47V46H259ZM263 47V46H262ZM46 48V47H45ZM57 48H58V46H57ZM63 48V47H62ZM67 48V47H66ZM72 48V47H71ZM90 48H91V46L89 47V49H88V51H90L91 52V50H90ZM93 48V47H92ZM103 48V47H102ZM167 48H168V46H167ZM179 48V47H178ZM183 48V49H184ZM198 48H200V46L198 47ZM201 48V49H202ZM209 48V50L211 49V47H208ZM229 49H231L230 48V46L228 47ZM245 48H247L248 49V44H247V47H245ZM7 49V51H8V48H6ZM36 49H37V47H36ZM83 48H81V50L80 51H84L85 50V47H84V50H82ZM94 49V48H93ZM98 50H99V47L97 48ZM101 49V48H100ZM106 49V48H105ZM108 49V48H107ZM107 49H106V52L109 54V52L107 51ZM110 49V48H109ZM108 49V50H109ZM113 49H114V47H113ZM120 49H121V47H120ZM119 49V50H120ZM122 49H125V48H122ZM120 50V52L122 51L123 52V50ZM129 49V48H128ZM151 49H152V47H151ZM155 49H156V47H155ZM169 49H171V47L169 48ZM191 49V48H190ZM194 50H195V48H193ZM207 49V48H206ZM206 49H204V51L206 50ZM226 49V48H225ZM234 49H236V48H233V50ZM240 49V48H239ZM254 49H256L255 48V46H254ZM258 49V48H257ZM47 50H48V48H47ZM59 50H60V48H59ZM97 50V51H98ZM104 50V49H103ZM102 50V51H103ZM116 50V49H115ZM143 50V49H142ZM150 49L148 48V51H149ZM158 50V49H157ZM156 50V51H157ZM203 50V49H202ZM208 50V51H209ZM219 50H221V48H219ZM232 50V51H233ZM237 50V49H236ZM253 50V49H252ZM258 50H260V49H258ZM5 49H1L0 48V56H2V55H5V53L7 52ZM10 51V50H9ZM34 51H35V49H34ZM33 51V52H34ZM96 51V50H95ZM97 51H96V54H97ZM101 51V50H100ZM113 51V50H112ZM136 51V52H135ZM140 51H141V49H140ZM144 51H146V50H144ZM143 51V52H144ZM151 51V50H150ZM155 50H153V52H154ZM160 51H161V49H160ZM166 51H169V50H166ZM196 51V50H195ZM203 51V52H204ZM207 51V50H206ZM227 51V50H226ZM230 51V50H229ZM243 51V50H242ZM250 51V50H249ZM255 51V50H254ZM257 51V50H256ZM261 51V50H260ZM264 51V50H263ZM38 52V51H37ZM86 52H87V50H86ZM113 52H116V56H117V52L120 54V52L118 51V50H116V51H113ZM134 52L135 53H137V55H139L140 53H138L137 52V49L136 50H134ZM213 52V51H212ZM215 52H217V51H215ZM219 52V51H218ZM224 52V51H223ZM223 52H220V53H223ZM237 52V51H236ZM252 52V51H251ZM46 53V52H45ZM52 53H53V51H52ZM58 53V52H57ZM75 53V52H74ZM76 53H78V52H76ZM80 53V52H79ZM88 53V52H87ZM95 53V52H94ZM93 53V54H94ZM102 53H104V51L102 52ZM110 53H111V51H110ZM131 53V52H130ZM146 53V52H145ZM149 53V52H148ZM165 53V52H164ZM170 53V52H169ZM205 53V52H204ZM233 53V52H232ZM239 53V52H238ZM249 52H247V54H248ZM255 53V52H254ZM258 53V52H257ZM9 54V53H8ZM66 54V53H65ZM71 54V53H70ZM83 54H84V52H83ZM91 54H92V52H91ZM95 54V55H96ZM105 54V53H104ZM108 54H106V55H104V56H107ZM143 54V53H142ZM153 54V53H152ZM154 54H156L155 52H154ZM153 54V55H154ZM162 54V53H161ZM166 54V53H165ZM171 54V53H170ZM170 54H168V56H170L171 57V55ZM172 54V55H173ZM200 54V53H199ZM207 54V53H206ZM212 54H214L213 56H212ZM224 54V53H223ZM226 54H227V52H226ZM231 54V53H230ZM237 54V53H236ZM245 54H246V52H245ZM35 55V54H34ZM46 55V54H45ZM53 55V54H52ZM86 55H88V54H86ZM102 54L101 53H99V55L98 56H100L101 58H102V56H101ZM132 55H134V54H132ZM132 55H130L129 54V56H132ZM145 55V54H144ZM144 55H142L144 58H145V56ZM148 54H146V56H147ZM150 55V54H149ZM208 55V54H207ZM231 55H233V54H231ZM250 55V54H249ZM248 55V56H249ZM7 56V55H6ZM9 56V55H8ZM11 56V55H10ZM29 56H33V55H29ZM68 56V55H67ZM72 56V55H71ZM75 56H78L77 54L75 55ZM83 56V55H82ZM81 55H80V58L82 57ZM92 56V58H94L93 57V55H91ZM111 56V55H110ZM114 56V55H113ZM112 56V57H113ZM121 56V55H120ZM128 56V55H127ZM140 56V55H139ZM167 56V55H166ZM234 56V55H233ZM237 57H238V54L236 55ZM235 56V57H236ZM5 57V56H4ZM60 57V56H59ZM65 57V56H64ZM64 57H62L63 59H64ZM84 57V56H83ZM82 57V59H84ZM88 57V56H87ZM86 56H85V58H87ZM97 57V56H96ZM108 58H109V56H107ZM122 57V56H121ZM121 57L119 58V59H121ZM138 57V56H137ZM141 57V56H140ZM142 57V58H143ZM151 57H152V55H151ZM154 57V56H153ZM169 57V58H170ZM237 57H236V59H237ZM241 57V56H240ZM240 57H239V59H240ZM243 57V56H242ZM2 58H3V56H2ZM71 58V57H70ZM70 58H69V61H70ZM80 58H79V60H80ZM111 58V57H110ZM110 58H109V60L108 61H111V60H113L112 58H111V60H110ZM123 58H124V56H123ZM130 58V57H129ZM133 57H131L130 59H132ZM147 58V57H146ZM156 58V57H155ZM158 58V57H157ZM156 58V59H157ZM162 58V57H161ZM264 58V57H263ZM4 59V58H3ZM11 59V58H10ZM16 59H15V61H16ZM27 59V58H26ZM25 59V60H26ZM40 59V58H39ZM46 59V58H45ZM77 59V58H76ZM91 59V58H90ZM95 59V58H94ZM103 59V58H102ZM118 59V57H116V60ZM125 59H126V57H125ZM125 59H124V61H125ZM128 59V58H127ZM141 59V58H140ZM148 60H149V58H147ZM154 59V58H153ZM152 59V60H153ZM156 59H155V61H156ZM163 59V58H162ZM167 59V58H166ZM166 59H163V60H166ZM189 59H192L193 61H192V64H190V60ZM195 59H197V60H195ZM249 59V58H248ZM248 59H246V60H248ZM252 59V58H251ZM6 60H8V59H6ZM31 60V59H30ZM37 60V59H36ZM60 60V59H59ZM71 60L74 62V60H75V58L73 59V58H71ZM78 60V59H77ZM77 60L75 61V62H77ZM79 60H78V62H79ZM86 59H84L83 61H85ZM92 60V59H91ZM91 60H89V61H91ZM101 60V59H100ZM115 60V61H116ZM129 60V59H128ZM133 60H135V59H133ZM133 60H131V61H133ZM137 60H139V58L137 59ZM137 60H135V61H137ZM141 60H146V59H141ZM169 60V59H168ZM171 60V59H170ZM10 61V60H9ZM13 61V60H12ZM14 61V62H15ZM33 61V60H32ZM31 61V62H32ZM38 61V60H37ZM71 61V62H72ZM89 61H88V64H89ZM96 61H98V59L96 60ZM104 61L105 62H107L106 60H105V58H104ZM114 61V60H113ZM114 61V62H115ZM131 61H130V63H131ZM140 61V60H139ZM139 61H138V64H140V67H141V64L144 62V61H142V63H139ZM150 61V60H149ZM178 62L177 64H176V62ZM252 61V60H251ZM254 61V60H253ZM264 61V60H263ZM8 62V61H7ZM11 62V61H10ZM22 62V61H21ZM24 62V61H23ZM23 62H22V64H23ZM26 62H27V60H26ZM30 62V61H29ZM34 62H36V61H34ZM39 62V61H38ZM44 62H46V60L44 61ZM67 62V61H66ZM72 62V63H73ZM80 62H81V60H80ZM79 62V68H80V64H82V63H80ZM87 62V61H86ZM93 62V61H92ZM95 62V61H94ZM99 62H101V61H99ZM103 62V61H102ZM101 62V63H102ZM118 63H120L119 61H117ZM158 60H157V62L155 63L154 62V65H156V64H158ZM162 62H164L165 63V61H162ZM239 62V61H238ZM247 62V61H246ZM255 62V61H254ZM33 63V62H32ZM31 63V64H32ZM37 63V62H36ZM65 63V62H64ZM69 63V62H68ZM91 63V62H90ZM96 63H98V62H96ZM107 63H109V62H107ZM137 63V62H136ZM135 63V64H136ZM147 63H150V62H147ZM147 63H145V64H147ZM163 63V64H164ZM5 64V63H4ZM10 63H8V65H9ZM11 64H13V62L11 63ZM28 64V63H27ZM27 64H25V65H27ZM30 64V65H31ZM41 64V63H40ZM51 64V63H50ZM85 64V63H84ZM92 64V63H91ZM91 64H89V66L91 65ZM105 64V63H104ZM111 64V63H110ZM137 64V65H138ZM144 64V63H143ZM160 64V63H159ZM169 64V63H168ZM179 64V65H178ZM248 64V63H247ZM3 65V64H2ZM2 65L0 66V67H2ZM7 65V64H6ZM24 64L22 65V66H25ZM47 65H48V63H47ZM55 65H57V64H55ZM66 65V64H65ZM68 65V64H67ZM66 65V66H67ZM74 65V64H73ZM83 65V64H82ZM82 65H81V67H82ZM117 65V64H116ZM119 65V64H118ZM124 65V64H123ZM151 66L152 64H148V66ZM166 64H164V66H165ZM191 65V66H190ZM239 65H241V64H239ZM260 65H262V64H260ZM16 66V65H15ZM32 66V65H31ZM31 66H29V67H31ZM63 66V65H62ZM76 66L78 67V64H76ZM87 66L88 65H86L85 67L87 68ZM103 66V65H102ZM107 66V65H106ZM120 66H122V64L120 65ZM139 66V65H138ZM147 66V65H146ZM145 66V68L146 69H148L147 67ZM163 66V67H164ZM167 66V65H166ZM215 66V67H216ZM243 66V65H242ZM245 66V65H244ZM7 66H5L4 68H2V69H5ZM18 67H19V62H18ZM26 67V66H25ZM54 67V66H53ZM61 67V66H60ZM76 67V68H77ZM124 67H125V65H124ZM130 67V66H129ZM144 66H142L141 68H143ZM153 67H155V66H153ZM153 67H152V69L151 70H155L157 67H155V69H153ZM163 67H161V70H162V68ZM207 67V68H206ZM211 67V68H212ZM232 67H234L235 68V64H234V66H232ZM238 67V66H237ZM241 67V66H240ZM240 67H238L239 69H240ZM249 67V66H248ZM8 68V67H7ZM6 68V69H7ZM21 68V67H20ZM23 68V67H22ZM27 68V71H28V67H26ZM34 68H35V66H34ZM34 68H32L31 70L32 71H34ZM36 68H38V70H40L39 69V66L38 67H36ZM55 68V67H54ZM57 68V67H56ZM55 68V69H56ZM69 68H72L71 70H72V72H73V69L75 68V66L74 67H69V65H68V69ZM91 68H93V67H91ZM105 68V67H104ZM114 68V67H113ZM145 68L144 69H141V71H143V70H145ZM158 68H160V65H159V67ZM166 68H168V67H166ZM218 68V67H217ZM230 68H231V66H230ZM245 69L247 68L246 66L244 67ZM252 68V67H251ZM261 68V67H260ZM10 69H11V67H10ZM14 69V68H13ZM47 69L49 70V65H48V67H47ZM64 69V68H63ZM67 69V70H68ZM78 69V68H77ZM84 69V68H83ZM107 69V68H106ZM109 69V68H108ZM165 69V68H164ZM208 69H210V68H208ZM213 69V68H212ZM211 69V70H212ZM219 69V68H218ZM217 69V71L219 72V70ZM224 69V68H223ZM231 69H233V68H231ZM230 69V70H231ZM17 70V69H16ZM16 70H14V71H16ZM22 70H25V68L24 69H22ZM41 70H42V68H41ZM52 70V69H51ZM57 70V69H56ZM66 70V69H65ZM80 70V69H79ZM78 70V71H79ZM100 70V69H99ZM138 70V69H137ZM149 70V69H148ZM147 70V71H148ZM203 70V71H202ZM210 70V71H211ZM215 70V69H214ZM225 70V69H224ZM224 70L222 71V72H224ZM235 70V72L234 73H237L238 74V72H236V68L234 69ZM248 70H250L249 68H248ZM3 71H5V70H3ZM20 71H21V69H20ZM26 71V72H27ZM29 71H30V69H29ZM36 71H37V69H36ZM36 71H34V72H36ZM45 71V70H44ZM54 71V70H53ZM53 71H51L52 73H53ZM62 71V70H61ZM60 71V72H61ZM84 71V70H83ZM82 71V72H83ZM94 71V70H93ZM96 71V70H95ZM101 71V70H100ZM100 71H98V72H100ZM109 71V70H108ZM107 71V72H108ZM157 71V70H156ZM155 71V72H156ZM221 71V70H220ZM226 71H228L227 69H226ZM226 71H225V73H226ZM231 71H233V70H231ZM231 71H228V72H231ZM243 71V70H242ZM245 71V70H244ZM252 71V70H251ZM250 71V72H251ZM39 72V71H38ZM66 72V71H65ZM70 73H71V71H69ZM76 72V71H75ZM113 72V71H112ZM126 72V71H125ZM139 72V71H138ZM158 72H159V70H158ZM207 72V71H206ZM215 73V71H213L212 70V73ZM221 72V73H222ZM239 72H240V70H239ZM3 74V72H0V74ZM45 73V72H44ZM74 73V72H73ZM78 73V72H77ZM77 73L76 74H72L73 76L74 75H77ZM85 72H83V73H81L80 72V74L78 75V76H80V75H82V74H84ZM87 73V72H86ZM102 73V72H101ZM109 73V72H108ZM118 73V72H117ZM116 73V74H117ZM130 73V72H129ZM149 73V72H148ZM147 73V74H148ZM161 73V72H160ZM162 73H163V71H162ZM208 73V72H207ZM206 73V74H207ZM217 73V72H216ZM246 73V72H245ZM6 74H7V72H6ZM9 75L11 74V71H10V73H8ZM16 73H14V77L15 76H17V75H15ZM26 74V73H25ZM34 74H36V73H34ZM48 74V73H47ZM62 74V73H61ZM92 74H93V72H92ZM138 74H140V73H138ZM145 74H146V72H145ZM144 74V75H145ZM156 74H159V73H157L156 72ZM165 73H163V75H164ZM198 74H200L201 76L200 77H202V79H198V77H197V75ZM204 74V73H203ZM209 74H210V72H209ZM224 74V73H223ZM229 74V73H228ZM236 74V75H237ZM249 74L250 73H248V76H249ZM27 75V74H26ZM26 75H25V77H26ZM41 75H42V73H41ZM49 75V74H48ZM47 75V76H48ZM52 75V74H51ZM54 75V74H53ZM67 75V74H66ZM88 75V74H87ZM94 75V74H93ZM129 75V74H128ZM134 75V74H133ZM141 75H142V72H141ZM143 75V76H144ZM151 75H153L152 74V72H151V74H150V76L149 77H151ZM160 75V74H159ZM216 75V74H215ZM215 75H213L214 77H215ZM217 75H220V72H219V74H217ZM222 75V74H221ZM232 75H233V72H232ZM235 75V76H236ZM238 75H241V74H238ZM11 76V75H10ZM24 76V75H23ZM45 76V75H44ZM68 76V75H67ZM120 76V75H119ZM140 76V75H139ZM147 76V75H146ZM206 77H208V76H212V75H205ZM234 76V77H235ZM8 77V76H7ZM6 77V78H7ZM18 77V76H17ZM17 77H16V79H17ZM20 78H21V75L19 76ZM18 77V78H19ZM42 77V76H41ZM50 77V76H49ZM70 77H71V75H70ZM86 76H84V78H85ZM90 78H91V76H89ZM89 77L88 78H86V81H87V79H88V82H89ZM96 77V76H95ZM124 77V76H123ZM130 77H133V76H130ZM161 77V76H160ZM159 77V78H160ZM165 77V76H164ZM196 77H197V81H196ZM223 77V76H222ZM226 77V76H225ZM225 77H223L222 79H224ZM228 77L229 76H227L226 78L228 79ZM241 77V76H240ZM3 78H5L4 76H3ZM2 78V79H3ZM6 78H5V80H6ZM23 78V77H22ZM40 78V77H39ZM43 78V77H42ZM47 78V77H46ZM59 78V77H58ZM72 78H74V77H72ZM80 78V77H79ZM100 78V77H99ZM138 78V77H137ZM145 78H147V77H145ZM211 78V77H210ZM209 78V79H210ZM213 78V77H212ZM220 78H221V76H220ZM225 78V79H226ZM231 78V77H230ZM229 78V79H230ZM236 78V77H235ZM235 78H234V80H235ZM238 78V77H237ZM237 78H236V80H237ZM243 78H245V77H243ZM243 78H242V80H243ZM262 78V77H261ZM0 79H1V77H0ZM13 79V78H12ZM11 79V80H12ZM15 79V80H16ZM31 79V78H30ZM34 79H35V77H34ZM37 79V78H36ZM44 79V78H43ZM48 79V78H47ZM51 79H52V77H51ZM81 80H82V78H80ZM91 79H93V81H94V78H91ZM112 79V78H111ZM117 79V78H116ZM120 79V78H119ZM124 79V78H123ZM135 79V78H134ZM155 78H153V80H154ZM161 79H162V77H161ZM161 79H159L160 81H161ZM165 79V78H164ZM208 79V78H207ZM217 78H215V80H216ZM228 79V80H229ZM249 79H251V78H249ZM260 79V78H259ZM19 80H21V79H19ZM18 80V81H19ZM25 80V79H24ZM39 80V79H38ZM72 80V79H71ZM79 80V79H78ZM98 81H99V79H97ZM103 80V79H102ZM106 80V79H105ZM110 79H108L107 81H109ZM115 80V79H114ZM141 80V79H140ZM140 80H138V82L140 83ZM147 80V79H146ZM153 80H149L148 82L150 83V81H153ZM167 80H164V81H167ZM198 80H202V82L201 83H198ZM231 80V79H230ZM233 80V79H232ZM235 80V81H236ZM263 80V79H262ZM10 81V80H9ZM13 81V80H12ZM11 81V82H12ZM32 81V80H31ZM31 81H29V82H31ZM47 81H49V80H47ZM54 81V80H53ZM83 81V80H82ZM81 81V82H82ZM85 81V80H84ZM91 81V80H90ZM98 81H97V83H98ZM113 81V80H112ZM120 81V80H119ZM131 81H134V80H131ZM142 81V80H141ZM160 81H158V82H160ZM162 81H163V79H162ZM212 81H214V79H212ZM220 81V80H219ZM218 80H217V82H219ZM239 81H240V79H239ZM238 81V82H239ZM243 81H246L245 79L243 80ZM248 81V80H247ZM252 81V80H251ZM3 82V81H2ZM2 82H0V83H2ZM5 82H7V85L9 84L8 83V79H7V81H5ZM21 82V81H20ZM24 82V81H23ZM38 82V81H37ZM42 82V81H41ZM41 82H40V86H41ZM106 82V81H105ZM130 82V81H129ZM129 82H127V83H129ZM138 82H135V83H138ZM147 82V83H148ZM154 82H155V80H154ZM205 82H206V79H205ZM204 82V83H205ZM208 82H209V80H208ZM216 82V81H215ZM226 82V81H225ZM229 81H227V83H228ZM237 82V83H238ZM242 82V81H241ZM249 82V81H248ZM254 82V81H253ZM25 83V82H24ZM84 83V82H83ZM109 83V82H108ZM107 83V84H108ZM116 83V82H115ZM142 83H143V81H142ZM146 83V84H147ZM153 83V82H152ZM222 83V82H221ZM250 83V82H249ZM252 83V82H251ZM257 83V82H256ZM21 84V83H20ZM23 84V83H22ZM21 84V85H22ZM31 84V83H30ZM45 84H48V83H45ZM85 84V83H84ZM87 84V83H86ZM100 84V83H99ZM111 84V83H110ZM118 84V83H117ZM132 84H134V82L132 83ZM145 84V83H144ZM144 84H143V86H144ZM156 84V83H155ZM206 84H207V82H206ZM213 84H214V82H213ZM212 84V85H213ZM215 84H217V83H215ZM214 84V86H216L217 87V85H215ZM231 84V83H230ZM254 84V83H253ZM258 84V83H257ZM261 84V83H260ZM5 85V84H4ZM36 85V84H35ZM50 85H51V83H50ZM111 85H113V84H111ZM115 85V84H114ZM127 85V84H126ZM136 85V84H135ZM139 85V84H138ZM149 85V84H148ZM208 85V84H207ZM218 85H219V83H218ZM225 85V84H224ZM229 85V84H228ZM239 85V84H238ZM248 85V84H247ZM250 85V84H249ZM13 86V85H12ZM26 86V85H25ZM28 86V85H27ZM26 86V87H27ZM90 86H92V85H90ZM103 86V85H102ZM104 86H106V85H104ZM137 86V85H136ZM139 86H141V83H140V85ZM143 86H141V87H143ZM150 86V85H149ZM155 86V85H154ZM159 86H160V84H159ZM201 86V85H200ZM209 86H211L210 84L207 86V87H209ZM223 86V85H222ZM231 86H232V91L230 92V91H228V92H230V94L228 95V93H227V91L225 92L224 90V92H225V94L227 95V96H229V99H228V97H226V95H225V101H226V98H227V100H229V103L231 102V105H233L232 106V109H230L229 111V113H230V117H228V118H230L231 120H232V124H234L235 122H236V120H240L239 118H240V116H241V109H240V107H241V105L240 104H242L240 101V99H241V96H242V94H240V91H238L237 90V88H239V87H241V86H237L236 85V83L235 82H233L232 81V84H231ZM255 86V85H254ZM18 87V86H17ZM32 87V86H31ZM35 87V86H34ZM37 87H38V85H37ZM42 87H43V85H42ZM48 88L50 87V86H47ZM107 87V86H106ZM151 87V86H150ZM150 87H147L148 89L150 88ZM206 87V86H205ZM204 87V88H205ZM219 87V86H218ZM217 87V88H218ZM225 87V86H224ZM228 86H226V89H228L227 88ZM243 87V86H242ZM245 87H247V86H245ZM12 88V87H11ZM36 88V87H35ZM55 88V87H54ZM117 88V87H116ZM119 88V87H118ZM138 88V87H137ZM144 88H145V86H144ZM146 88V89H147ZM156 88V89H157ZM213 88V87H212ZM220 88V87H219ZM229 88H231V87H229ZM2 89V88H1ZM20 89V88H19ZM26 89H28V87L26 88ZM29 89H30V87H29ZM128 89H130V92H131V89L133 90V88H131V87H129ZM135 87H134V91H135ZM141 89V91H144V89L143 88H140ZM143 89V90H142ZM152 89H154V88H152ZM157 89V90H158ZM203 89V88H202ZM202 89L200 90V91H202ZM243 89H246V88H243ZM248 89V88H247ZM246 89V93H248V90ZM251 89V88H250ZM256 89V88H255ZM4 90V89H3ZM17 90H18V88H17ZM22 90V89H21ZM21 90H19V91H21ZM38 90V89H37ZM39 90H41L40 89V87H39ZM44 90V89H43ZM123 90V89H122ZM125 90V89H124ZM156 90V91H157ZM197 90H199V89H197ZM206 90H208V88L206 89ZM209 90H211V89H209ZM208 90V91H209ZM213 90H216L215 88H213ZM231 90V89H230ZM254 90V89H253ZM1 91V90H0ZM31 91H32V89H31ZM127 91V90H126ZM137 91H138V89H137ZM146 91V90H145ZM149 91V90H148ZM156 91H155V93H156ZM199 91V92H200ZM216 91H218V90H216ZM223 91L221 90V91H219L220 93L222 92L223 93ZM242 91V90H241ZM250 91V90H249ZM10 92V91H9ZM15 92V91H14ZM17 92V91H16ZM29 92V91H28ZM41 92V91H40ZM150 92V91H149ZM203 92H205L204 90H203ZM214 92V91H213ZM254 92V91H253ZM255 92H257V91H255ZM3 93V92H2ZM5 93V92H4ZM43 93V92H42ZM123 94H124V91L122 92ZM126 93V92H125ZM135 93V92H134ZM143 93V92H142ZM146 93H148L147 91H146ZM146 93H144L145 95H146ZM153 92L151 91V93L150 94H152ZM158 93V92H157ZM157 93H156V95H157ZM197 93L199 94V96H197ZM205 93H207V92H205ZM204 93V94H205ZM212 93V92H211ZM214 93H216V92H214ZM213 93V94H214ZM221 93V94H222ZM250 93V92H249ZM6 94V93H5ZM48 94V93H47ZM60 94V93H59ZM58 94V95H59ZM87 94V93H86ZM86 94H85V96H86ZM122 94V95H123ZM133 94V93H132ZM136 94H138V96L139 95H141L140 94V92L138 93V92H136L135 93V96H137ZM143 94V95H144ZM202 94V93H201ZM203 94V95H204ZM261 94H263V93H261ZM25 95V94H24ZM31 95V94H30ZM35 95V94H34ZM43 94H41V96H42ZM53 96H55L54 94H52ZM89 95V94H88ZM109 95V94H108ZM126 95V94H125ZM130 95H131V93H130ZM129 94H128V96H130ZM142 95V96H143ZM223 95V94H222ZM223 95V96H224ZM251 95V94H250ZM254 95V94H253ZM258 95H260V94H258ZM22 96V95H21ZM26 96V95H25ZM134 96V97H135ZM155 96V95H154ZM206 96V95H205ZM204 96V97H205ZM210 96L212 97L213 95L212 94H210ZM215 96V95H214ZM220 97H221V95H219ZM223 96L221 97V98H223ZM255 96V95H254ZM261 96V95H260ZM264 96V95H263ZM33 97V96H32ZM35 97H37L36 95H35ZM35 97H33V98H35ZM52 97V96H51ZM57 97V96H56ZM61 97H63V96H61ZM144 97V96H143ZM150 98H152L153 96H149ZM157 97V96H156ZM203 96H201V98H202ZM207 98H208V95L206 96ZM210 97V98H211ZM216 97L217 98H219L217 95H216ZM246 97H248V95L246 96ZM246 97H244V99L245 100H247L246 99ZM251 97V96H250ZM38 98V97H37ZM42 98V97H41ZM49 98V97H48ZM55 98V97H54ZM54 98H53V100H54ZM147 99H148V96L146 97ZM160 99H162L161 97H159ZM213 98V97H212ZM216 98V99H217ZM251 98H253V97H251ZM43 99V98H42ZM58 99V98H57ZM62 99V98H61ZM143 99H145V97L143 98ZM204 99V98H203ZM214 99V98H213ZM243 99V98H242ZM248 99H250L249 97H248ZM259 99V98H258ZM34 100V99H33ZM37 100V99H36ZM44 100V99H43ZM49 100V99H48ZM51 100V99H50ZM60 100V99H59ZM198 100V99H197ZM201 100V99H200ZM260 100V99H259ZM259 100H257V102L259 103ZM38 101V100H37ZM170 101H168V102H170ZM248 101V100H247ZM250 101V100H249ZM252 101H254V100H252ZM251 101V102H252ZM39 102V101H38ZM47 102H49V101H47ZM52 102V101H51ZM57 102V101H56ZM228 102V101H227ZM245 102V101H244ZM36 103V102H35ZM41 103V102H40ZM46 103V102H45ZM59 103V102H58ZM57 103V104H58ZM240 103V104H239ZM254 103V102H253ZM47 104H49V103H47ZM246 104V103H245ZM256 104V103H255ZM172 105V104H171ZM261 105V104H260ZM30 106V105H29ZM256 106V105H255ZM40 107V106H39ZM38 107V108H39ZM54 107V106H53ZM55 107H58V106H55ZM243 107V106H242ZM251 107V106H250ZM258 107V106H257ZM43 108V107H42ZM46 108V107H45ZM50 108H52V107H50ZM29 109V108H28ZM52 109H54V108H52ZM174 109V108H173ZM250 109H252L253 110V108H250ZM23 110H24V108H23ZM33 110V109H32ZM48 110V109H47ZM50 110V109H49ZM242 110H244V109H242ZM248 110V109H247ZM262 110V109H261ZM51 111V110H50ZM49 111V112H50ZM54 111H55V109H54ZM53 111V112H54ZM174 111V110H173ZM263 111V110H262ZM28 112V111H27ZM39 112H41V111H39ZM47 113H49L48 111H46ZM53 112H52V115H53ZM71 112V111H70ZM31 113V112H30ZM38 113V112H37ZM76 113H78V112H76ZM80 113V112H79ZM264 113V112H263ZM49 114H51V112L49 113ZM49 114H48V116H49ZM26 115V114H25ZM43 115H44V112H43ZM45 115H46V113H45ZM51 115V116H52ZM79 115V114H78ZM240 115V116H239ZM47 116V115H46ZM36 118V117H35ZM43 118L45 119V117L43 116ZM49 118V117H48ZM31 119V118H30ZM50 119V118H49ZM53 119V118H52ZM55 119V118H54ZM40 120V119H39ZM39 120H38V118H37V121L39 122ZM43 120V119H42ZM45 121H46V119H45ZM37 122V123H38ZM234 122V123H233ZM34 123V122H33ZM42 123V122H41ZM41 123H38L39 125H41ZM44 123V122H43ZM63 123V122H62ZM230 124H231V122H230ZM33 125H36V124H33ZM42 126V125H41ZM34 127H37L38 128V125L37 126H33V128ZM40 127V126H39ZM38 133V132H37ZM38 138V137H37ZM29 142V141H28ZM34 142V141H33ZM32 143V142H31ZM247 160V159H246ZM248 162H249V160H247ZM247 161H246V164H247ZM256 161V160H255ZM258 161V160H257ZM252 162V161H251ZM261 163L262 162H256L255 164H253V166H252V164L251 165H243V176H242V178H240V180H239V186L243 189V190H245L246 192L247 191H249V193H253V194H255L256 195V193H258L259 192V189H258V176L261 174L260 172H261V170L263 169H260L261 168ZM264 163V162H263ZM249 164V163H248ZM252 167H254V168H252ZM264 171V170H263ZM263 171H262V174H263ZM263 177H264V175H262ZM258 177V178H257ZM260 178H261V175H260ZM262 180H263V178H261ZM260 181L259 180V182H263V181ZM261 184V183H260ZM262 185V184H261ZM262 188V187H261ZM8 189H6V186L4 187L3 186V188L0 190L1 191V193H4L3 191H7ZM243 192V191H242ZM262 192V191H261ZM0 193V194H1ZM247 194V193H246ZM260 194V193H259ZM262 194V193H261ZM244 195H245V193H244ZM258 195V194H257ZM260 196V195H259ZM245 197V196H244ZM248 198H250V197H248ZM0 200H1V195H0ZM231 219V218H230ZM233 220V219H232ZM229 222H230V220H229ZM228 222V223H229ZM228 229V228H227ZM222 231V230H221ZM223 231H224V229H223ZM226 231V230H225ZM219 234H220V232H218ZM224 233V232H223ZM222 233V234H223ZM226 233V232H225ZM216 236H218L217 234L215 235V237ZM219 237V236H218Z\"/></svg>",
	"mask_w": 264,
	"mask_h": 264
}]
</instances>
